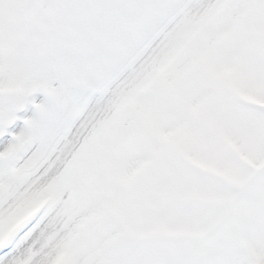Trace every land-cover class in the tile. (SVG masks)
I'll use <instances>...</instances> for the list:
<instances>
[{
	"label": "snow or ice",
	"instance_id": "snow-or-ice-1",
	"mask_svg": "<svg viewBox=\"0 0 264 264\" xmlns=\"http://www.w3.org/2000/svg\"><path fill=\"white\" fill-rule=\"evenodd\" d=\"M0 264H264V0H0Z\"/></svg>",
	"mask_w": 264,
	"mask_h": 264
}]
</instances>
